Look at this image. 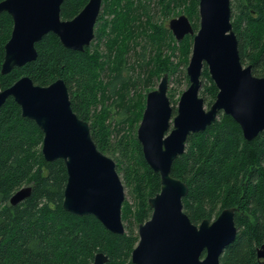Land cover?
Here are the masks:
<instances>
[{
	"label": "trees",
	"instance_id": "trees-1",
	"mask_svg": "<svg viewBox=\"0 0 264 264\" xmlns=\"http://www.w3.org/2000/svg\"><path fill=\"white\" fill-rule=\"evenodd\" d=\"M88 2L64 0L62 19H74ZM146 2L149 6L143 0L108 2L106 10L114 17L103 26L98 21L95 50L93 44L84 51L66 48L58 36L50 33L36 44V60L6 75L1 70L14 21L8 13L0 12V91L23 76L44 87L64 80L73 111L89 123L98 149L105 155L120 152L115 162L117 171L133 186L137 206L134 222L128 232L125 227L123 235L108 231L92 215L78 216L66 211L63 207L66 165L63 160L48 162L44 158L43 132L35 121L22 116L20 106L10 98L0 110V264H93L98 253L108 256L107 264H133L132 252L139 242L134 226L150 218L152 208L148 201L160 192L161 179L145 161L137 139L135 130L146 106L131 91L142 82L149 84L165 74L169 75L170 84L178 69L171 56L178 48L181 59L187 62L194 42L188 35L178 46L171 45L172 31L152 25L151 0ZM158 3L169 13L184 6L189 19L199 13V0H158ZM173 5L176 7L172 8ZM231 8L241 61L252 66L255 76L264 77V0H233ZM100 43L105 44V61L99 51ZM164 45L171 49L170 54H165ZM133 54L135 61L131 64ZM123 71L128 77L123 76ZM131 71L137 73L134 82L129 75ZM102 74L109 78L107 83ZM204 79L210 83L205 92L211 96V106L218 89L207 66L202 84ZM170 96L172 99L173 94ZM106 102L116 109L114 115ZM99 103L105 106L104 110L95 114V123H90L94 116L92 109ZM112 117L117 118L118 134L123 126L130 130L114 142L112 127L107 124ZM171 174L189 187L183 206L194 224L212 221L224 209H237L238 234L224 249L221 264H264L257 257V250L264 245V132L248 141L234 119L220 112L204 132L188 137L186 151L173 162ZM24 187L32 188L30 196L16 206L11 205V197ZM131 214V206L124 202L123 220L128 221Z\"/></svg>",
	"mask_w": 264,
	"mask_h": 264
},
{
	"label": "water",
	"instance_id": "water-1",
	"mask_svg": "<svg viewBox=\"0 0 264 264\" xmlns=\"http://www.w3.org/2000/svg\"><path fill=\"white\" fill-rule=\"evenodd\" d=\"M64 0H3L0 12L14 21L5 45L2 74H9L37 58L36 44L50 33L69 49L84 51L95 39L103 0H89L72 20H63ZM200 28L186 15L172 19L169 28L177 41L194 36L187 74L188 88L181 94L176 115L169 97V75L147 95L146 107L137 131L143 156L160 175L161 190L148 201L151 218L139 225V242L132 252L133 264H221L224 249L236 240V209H224L216 220L194 224L184 211L188 185L171 174L173 162L186 151L191 134L204 132L219 117L231 116L250 141L264 132V77L253 74L241 61L232 25L231 0H199ZM207 66L218 93L205 108L200 96L202 73ZM20 106L22 116L43 132L42 154L48 162L63 160L67 183L63 207L78 216L92 215L110 232L125 234L122 209L125 191L115 161L102 153L88 122L73 111L64 80L49 86L36 85L23 76L0 91V110L8 99ZM171 122L173 128L171 129ZM169 132V133H168ZM31 187L17 191L10 199L16 206L28 198ZM264 259V245L258 249ZM98 253L93 264H107Z\"/></svg>",
	"mask_w": 264,
	"mask_h": 264
},
{
	"label": "rangeland",
	"instance_id": "rangeland-1",
	"mask_svg": "<svg viewBox=\"0 0 264 264\" xmlns=\"http://www.w3.org/2000/svg\"><path fill=\"white\" fill-rule=\"evenodd\" d=\"M111 1L112 0H110L108 2H111ZM143 1H144L145 4H147V6H149L148 2H146V0H143ZM231 1H233V0H231ZM108 2H107V0H103L102 11H101L100 17L98 19V21H100V26H103L105 24L106 20H112V18L114 17L112 14L108 13V10H106V5L108 4ZM175 7H176V5H173L172 8H175ZM149 9L151 11L150 15H151V23H152V25H154L155 27L156 26L159 27L161 25V26H163L165 28H168L169 30H170L169 24H170V21L172 19L178 18L181 15H186V12H185L186 8H184V6L172 9L171 12L169 13L168 9L164 8V6H162L160 3H158V0H151V5H150ZM186 16H188V15H186ZM143 20H144V18H143ZM190 21H191V23H192V25H193V27L195 29V33H197V31L200 28V14L198 13V16H196L195 18H191ZM98 23L99 22H97V25H96V31L100 28ZM151 33H152V30H151ZM192 37L194 39V36H192ZM193 39H192V42H193ZM97 43L98 42H96L95 39H94L93 42H92L93 50H95V45ZM171 45H176V46L179 45V41L176 40L175 36H174V39H173V43H171ZM131 46H133V45L131 44ZM167 47H168L167 45L163 46L164 52H165V54H170L172 51H171V49L168 50ZM192 50H193V47H192ZM99 51H100V54L102 56V60L105 61L106 48H105V44L104 43H100ZM137 51L141 52L142 49L140 47H138ZM191 55H192V53L190 54L187 62H184L181 59V52H180V50L178 48L175 51L174 55H172V56L170 55L171 56V61L175 65H178V69H177L176 73L174 75H172V77L170 79L169 92H168L169 97H171L170 95L173 94L172 99L170 98V100H171L172 106L175 109L174 115H176V110L178 108V104H179V101H180L181 94L189 86V78H188V74H187V68H188L189 63H190ZM133 57H134V54L132 55V58H131V64H133V62L135 61L133 59ZM113 60H115V57H114ZM122 74H123L124 77L125 76L128 77V74H127L126 71H123ZM129 75L132 76V81L134 82L136 80V78H137V73H133L131 71L129 73ZM141 78L146 80V78H144L143 76ZM162 78H160V77L154 78L153 81L151 83H149V84H147L145 82H142L137 87L132 88L131 95L134 96V98H136V95L138 94L139 95V99L138 100L143 102L145 104V106H146V100H147L148 93L151 92V91H154V90H156L158 88L159 83H160ZM102 79L106 83L109 81V78L107 76L103 75V74H102ZM209 85H210V83L204 79L203 80V84H202V88H201V91H200V96L203 97L205 99V101H206L205 108L207 110H208V108L210 106L209 102H211V100H210L211 96L209 94H206L205 89ZM111 104L112 103L106 102L105 106L106 107H110ZM105 106L102 105L101 103H99L97 105V107L95 108V110L92 109V113H94V116H93V120L90 123H92V122L95 123L97 121V118L95 117V114L99 113V112H102L104 110ZM110 108L112 109L111 110V114L114 115L116 109H114V106H111ZM107 124L111 125V127H112L111 128L112 129V134H111L112 142H114L116 139L120 140L121 137H123L125 135H128L129 132H130L129 127L123 126V130L120 129L121 130L120 134L117 133V130L119 128L118 127L119 125H118V122H117V118H113L112 117L111 120L109 119L107 121ZM116 124L118 126H116ZM120 126H122V125H120ZM139 126H140V124L137 126L135 131H138ZM172 128H173V122H171V129L169 130V132L172 130ZM118 153H120V152L117 151L116 155L107 154V156H109L115 162H117L118 158L120 156V154H118ZM119 176H120V178L122 180V183L124 185V191H125V201L124 202L125 203L126 202L129 203V205L131 206V211H132V214L128 217V221L127 220H123V217H122L123 223H124L125 227L127 228V232H128L129 231V226L131 225L132 222H134V214H135V212L137 210L136 209L137 208L136 199H135L136 196H135V193H134V190H133V186L131 187L129 184L126 183V180H125V178L123 176V173H119ZM151 216H152V213L150 215V218H151ZM134 231L139 235V233H138L139 226L138 225L134 226Z\"/></svg>",
	"mask_w": 264,
	"mask_h": 264
},
{
	"label": "flooded vegetation",
	"instance_id": "flooded-vegetation-1",
	"mask_svg": "<svg viewBox=\"0 0 264 264\" xmlns=\"http://www.w3.org/2000/svg\"><path fill=\"white\" fill-rule=\"evenodd\" d=\"M141 121H142V120H141ZM236 212H237V209H236ZM216 219H217V218H216ZM216 219H214V220H216ZM214 220H212V221H214ZM262 246H263V245H262ZM260 248H261V247H260ZM257 257H258V250H257ZM258 259L261 260V261H264L263 258H259V257H258Z\"/></svg>",
	"mask_w": 264,
	"mask_h": 264
}]
</instances>
